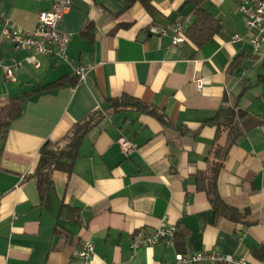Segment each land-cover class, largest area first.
<instances>
[{"label":"crops","instance_id":"0c3cea01","mask_svg":"<svg viewBox=\"0 0 264 264\" xmlns=\"http://www.w3.org/2000/svg\"><path fill=\"white\" fill-rule=\"evenodd\" d=\"M196 1L222 23L201 48L187 39L173 44L170 30L158 31L191 25L186 0H153V17L140 3L118 14L122 0H72L59 23L71 34L70 63L38 56L41 66L24 64L14 80L1 65L28 53L12 49L0 19V103L22 105L0 154V264H79L74 253L85 239L94 242L91 264H162L177 253L211 249L264 264V58L246 38L238 0ZM48 6L0 0L3 17L27 31ZM87 24L91 39L82 35ZM234 34L243 39L232 41ZM75 65L89 67L82 82L44 88L73 77ZM123 93L156 107L168 124L134 109L106 112L81 142L72 172L53 171L41 199L31 174L43 144L61 140L76 121L104 108L106 98ZM224 96L261 121L236 139L217 179L222 200L248 212L240 221L217 218L197 182L215 135L203 122ZM120 135L136 144L130 155L120 149ZM161 220L182 233L180 244L131 247Z\"/></svg>","mask_w":264,"mask_h":264},{"label":"trees","instance_id":"16d2710c","mask_svg":"<svg viewBox=\"0 0 264 264\" xmlns=\"http://www.w3.org/2000/svg\"><path fill=\"white\" fill-rule=\"evenodd\" d=\"M122 1L118 14L129 9L134 3H140L152 17L156 13V9L152 3L153 0ZM186 2L193 5V21L184 31V36L185 39L192 42L197 48H201L215 34L220 32L222 23L214 14L205 10L200 2L196 0H186ZM90 28V24H87L82 30V35L89 39H91ZM231 66H235L234 61L231 63ZM261 80L264 82L263 77H261ZM66 83L76 85L78 83L77 77L75 75L73 77L65 75L44 88L59 87ZM105 104L104 108L90 112L82 119L76 121L61 140H48L40 148L31 177L35 180L41 199L52 187L51 173L53 171L60 170L68 174L72 172L81 142L87 133L102 120L106 112L119 113L134 109L153 116L162 125L168 124L163 112L154 106L141 102L130 94L123 93L119 97L106 98ZM21 113L22 105L20 100L14 99L6 103H0V154L5 144L11 121L19 117ZM260 123V120L239 108L237 98H228L227 96H224L223 103L217 109L214 116L203 122V124L215 127V135L204 158L207 163V170L197 175V182L198 188L207 194L217 218L225 217L233 221H240L241 218L249 215L247 211H239L222 200L217 191V179L227 159L229 149L236 139ZM252 222L254 221H247L246 223ZM178 234L182 233L176 232L174 235V243L177 245L182 241L181 239L178 240Z\"/></svg>","mask_w":264,"mask_h":264},{"label":"built area","instance_id":"2783aa9c","mask_svg":"<svg viewBox=\"0 0 264 264\" xmlns=\"http://www.w3.org/2000/svg\"><path fill=\"white\" fill-rule=\"evenodd\" d=\"M49 6L38 14L37 26L32 31H27L15 22L3 17L0 9V19L3 20L2 34L11 44L14 51H24L28 54L23 59H12L7 65H1L3 75L6 79L14 80L15 71L24 64L32 65L35 68L41 66L38 56L56 58L59 61L68 62L67 47L71 34L59 29L62 17L69 11L72 0H46ZM238 10L244 17L246 26V38L253 53L264 58V0H238ZM171 31L172 43L177 44L185 40L184 31L180 22H175L167 27H161L158 31L166 34ZM243 36L234 34L232 41H240ZM89 67L75 65L72 67L73 74L77 77L78 83L82 82ZM199 90L204 88L200 80L197 81ZM117 143L126 155L136 150V144L120 135ZM176 228L166 220H161L155 230L149 235L140 237L131 245L133 249L139 246H153L163 242L167 246L174 245ZM79 259V264H91L94 256V242L91 239L83 240L74 253ZM162 264H252L244 257L235 258L231 255L211 249L195 253H177L173 261Z\"/></svg>","mask_w":264,"mask_h":264},{"label":"water","instance_id":"95a60500","mask_svg":"<svg viewBox=\"0 0 264 264\" xmlns=\"http://www.w3.org/2000/svg\"><path fill=\"white\" fill-rule=\"evenodd\" d=\"M150 33V32H149Z\"/></svg>","mask_w":264,"mask_h":264}]
</instances>
